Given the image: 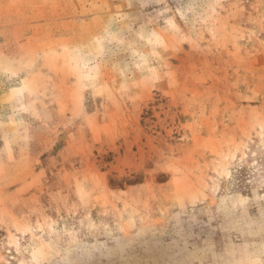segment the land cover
Here are the masks:
<instances>
[{"label":"rangeland","instance_id":"rangeland-1","mask_svg":"<svg viewBox=\"0 0 264 264\" xmlns=\"http://www.w3.org/2000/svg\"><path fill=\"white\" fill-rule=\"evenodd\" d=\"M0 264H264V0H0Z\"/></svg>","mask_w":264,"mask_h":264}]
</instances>
